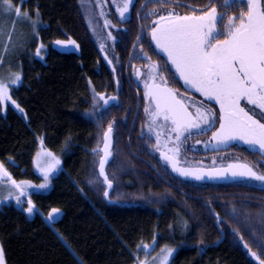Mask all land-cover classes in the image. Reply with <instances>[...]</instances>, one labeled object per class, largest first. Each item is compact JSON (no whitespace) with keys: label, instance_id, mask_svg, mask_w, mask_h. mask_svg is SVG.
<instances>
[{"label":"trees","instance_id":"trees-1","mask_svg":"<svg viewBox=\"0 0 264 264\" xmlns=\"http://www.w3.org/2000/svg\"><path fill=\"white\" fill-rule=\"evenodd\" d=\"M178 1L195 7L209 2L134 0L129 18L117 21L120 29L115 33L113 65L119 81L125 73L120 65L130 63L136 55L160 59L153 44L149 47L151 17L143 19V13L156 3L170 7L182 3ZM21 2L13 0L16 7ZM144 3L148 7L141 9ZM37 9L39 31L34 34L31 21L36 19ZM24 12L31 13L30 19H18L15 11L7 14L0 9V27L13 32L16 42L0 73H22L12 97L23 109L21 112L9 103L6 110H0V162L17 181L38 182L41 179L31 166L38 138L60 157L61 170L52 178L49 190L27 191L45 218L52 209L59 210L58 219L50 224L78 259L83 264H134L140 245L156 238L157 245L176 248L170 264H254L244 244L259 253L256 244L264 243V188L211 183L194 188L143 159L133 143V109L117 107L128 96L123 84L120 95L126 96L124 100L101 109L97 118L88 115L93 111L94 93L113 91L114 83L79 0H23ZM142 31L143 51L137 41ZM56 39L76 41L78 52L51 47ZM7 40V35L0 40V52ZM41 43L43 60L34 56ZM110 123L115 124L114 147L106 174L113 187L106 201L97 175L98 153L89 150L99 147ZM22 199L26 207V198ZM217 216L221 231L215 224ZM0 245L6 264H80L36 211L24 213L12 198L0 207Z\"/></svg>","mask_w":264,"mask_h":264},{"label":"snow or ice","instance_id":"snow-or-ice-1","mask_svg":"<svg viewBox=\"0 0 264 264\" xmlns=\"http://www.w3.org/2000/svg\"><path fill=\"white\" fill-rule=\"evenodd\" d=\"M157 0H148L155 3ZM166 4L169 0H158ZM116 12L121 21L127 19L134 0H113ZM148 3L141 5V9L147 8ZM22 4L16 7L13 0H0V9L7 14L15 11L18 19H30L31 13L22 14ZM172 9L166 14H158L155 10L143 13V19L155 16L149 25L150 44L155 45V54L166 57L164 69L158 63L151 62V56L145 54L149 60L147 65V79L144 81L143 99L145 102L144 113L146 116L145 127L149 137L155 135V150L159 152L163 161L171 167L172 172L185 179L195 181L228 179L241 181L247 186L251 182H259L264 187V173L255 170L253 165L247 163H229L226 167L210 169L180 167L177 157L180 154L182 137L191 136L192 130L196 133H207L217 124V112L213 110L218 106L219 127L212 132V141L217 148L231 146L233 142H242L248 146L250 152L264 158V0H224L222 5H217L214 0L197 10L190 8L189 13L181 14ZM232 9L233 14L227 15V11L220 12L219 8ZM239 9L235 11V9ZM105 27L110 24L106 14ZM141 18L140 12L137 14ZM226 17V21H225ZM40 22V13L37 9L36 19L31 21L34 34H38L37 25ZM91 26V21L89 22ZM7 35L8 40L3 44V52H0V68L7 55L14 51L16 42L13 40L14 33L6 27H0V40ZM109 38L115 40L109 32ZM143 31L137 35V41L141 43L143 51ZM56 46L68 49L71 46L79 48L76 41L56 40ZM44 45H37L35 55L44 59L41 53ZM105 59L108 60L107 55ZM111 63V60H109ZM170 66V67H169ZM166 71L173 80L178 78L183 81L186 91L199 93L208 102H215L213 107H205L203 104L195 107V114L190 110L192 105L181 96L178 98L177 91L168 86V80L162 75ZM140 78L139 71L136 73ZM22 81V73H0V110H6L9 103L23 112L19 104L12 97V92ZM16 86V87H14ZM116 97L106 98L103 94L94 93L93 111L88 113L92 118H97L101 109H106L110 101ZM100 101L103 103L100 104ZM258 110V111H257ZM102 119V117H100ZM114 123H110L103 133V155L99 159V177L103 178V184L107 189L113 187V182L106 174V165L113 156ZM159 129V130H158ZM168 130V141L174 146L165 144L167 151L161 150V137L164 130ZM174 134V140H173ZM144 133H141L143 136ZM95 151V150H94ZM37 170L41 173L44 183L32 185L31 181H17L7 170L5 163L0 162V179L6 180L10 185L8 197L12 198L16 205L21 206L24 213L32 215L35 205L28 193V189L35 187L45 189L48 187L51 174L60 166L61 161L50 151L42 150L36 154L33 160ZM215 164V162H214ZM89 183H93L92 180ZM104 191V196L109 197L110 192ZM6 197L5 199H7ZM27 198V206L23 207L24 199ZM58 209H52L46 220L55 222ZM233 215L236 209H233ZM219 222V221H218ZM264 222V221H262ZM186 226V225H185ZM243 240V237H241ZM264 241V235L261 236ZM253 244L256 241L253 240ZM260 252H253L248 243L244 247L251 256L264 264V243L256 244ZM147 250L151 246L143 245ZM174 249L165 246L161 249L158 257L152 264H170ZM0 264H6L5 251L0 246ZM139 264H148L140 261Z\"/></svg>","mask_w":264,"mask_h":264},{"label":"flooded vegetation","instance_id":"flooded-vegetation-1","mask_svg":"<svg viewBox=\"0 0 264 264\" xmlns=\"http://www.w3.org/2000/svg\"><path fill=\"white\" fill-rule=\"evenodd\" d=\"M178 2L179 3L182 2V3L179 4L180 6L178 8L175 7V11L181 14L189 13L190 8H195L197 10L203 8V7H195L193 5L191 6L186 5L184 1H178ZM223 2L224 0H214V3H216L217 5H222ZM173 5L174 4H172V6L170 7H164V6H159V4L156 3L151 10H155L158 14H166L167 11L172 9ZM238 10H239L238 8L235 9V11ZM219 11L220 12L227 11V15L233 14L232 9H225L224 7H220ZM155 18H156L155 16H152L151 21ZM225 21H226V17H225ZM139 57H144V55H136L135 57H133L130 63H127L125 65H120L123 66L125 69V73H123L124 77L122 80L120 78V81L117 79L115 69H114V73L110 70L112 72V78L114 83L113 91L110 92L102 91L96 93L104 94L105 97L116 96L117 102L110 104L109 106H107L108 108L113 105H117L120 99L124 100L123 98L126 97L124 96V94L120 95L121 84H123L122 85L123 91L124 93H126L125 95L128 96L125 98L126 103L118 105L117 107H129V110L133 109V114L131 119V126L133 128V139H134L133 143L136 150L140 151L141 157L143 159L148 160L149 162L153 161L155 166L161 168L163 171L167 169V171L181 183H188L192 185L194 188H198L201 182L182 179L171 173L167 163L161 159L159 152L155 150V144H156L155 135L152 134L151 137H149L147 133V128L145 127L147 118L144 113L145 102L143 99V94H144V81L145 79H147V73H148L147 65L149 64V60L146 58L142 59ZM165 60L166 57L160 55V59L158 60L151 59V62L158 63L160 68L163 70L165 67L164 65ZM114 63H116V60ZM114 63L111 61L113 68H114L113 65ZM137 71H139L141 74L140 78H138L136 75ZM161 74L164 75L165 78L168 80V86L177 91L178 98L183 96L186 99V102L192 105L190 110L193 112V114H195L196 106H200L201 104H203L205 107H213L215 105L214 101L212 102L206 101L203 97L200 96L199 93H195L194 91H186L183 86V81H179L178 78L176 80H173L168 72L162 71ZM100 104H102L101 101ZM213 110L217 112L216 128H218L219 127L218 106H214ZM216 128H213L211 131H208L207 133H199V134L196 133V130H192L193 134L191 136L187 138L182 137L183 143L181 144L180 154L177 157L180 167L209 169L212 168L213 166H215L216 168H220V167H226L229 163L239 162V163H247L253 165L256 171L264 173V158H261L258 154H254L250 152L248 146L244 145L242 142H233L231 146H227V147L220 146L219 148H217L215 142L212 141L211 139L212 132L215 131ZM142 132L144 133L143 136H141ZM168 134H169L168 130L165 129L161 137L162 151H167V148L164 147L165 144H168L169 147L174 146L171 142L168 141ZM173 140H174V134H173ZM99 146H101V144ZM97 153H98V157H97V164H98L100 153L99 152ZM134 155L138 156L136 153ZM97 164H96V168H97ZM204 183H211V182H204ZM211 184L246 185L241 181L232 180L231 178H228L226 179V181L223 182H215ZM251 187H255L257 189L264 188L260 185L259 182H255V181L251 182ZM57 219L58 217L55 216V220Z\"/></svg>","mask_w":264,"mask_h":264},{"label":"rangeland","instance_id":"rangeland-1","mask_svg":"<svg viewBox=\"0 0 264 264\" xmlns=\"http://www.w3.org/2000/svg\"><path fill=\"white\" fill-rule=\"evenodd\" d=\"M117 2H119V0H117ZM79 3L81 6V9H82V12L84 14L87 27L91 33V36H92L97 48L99 49L100 52H104L108 56V58L111 59V61L114 63L116 60V57L114 56V53H113V46H114L115 40L109 38L108 34H109V32H111L112 36L115 37L116 31L120 29V25L117 23V21H121V19L119 17V14L116 12V7L113 3V0H79ZM130 11H131V8H130ZM101 12H104L106 14L107 19H109V21H110V24L107 27H105V23H104L105 17L101 16ZM129 15H130V12L127 15V19L129 18ZM90 21H91V26L89 24ZM56 40H68V39H56ZM56 40H53L50 42L51 47H53L59 51H63V52H78V49L75 48L74 46H71L68 49H64V48H61L59 46H56L54 43ZM153 46L155 48L154 44H153ZM45 48H46V46H45ZM35 53H36V51H35ZM35 53H34V56L37 57L35 55ZM161 55H163V54H161ZM37 58H39V57H37ZM41 60H43V59H41ZM42 150L49 151L47 148H45L43 146L42 137H39L38 138V149L32 157L31 166H32L33 172L38 177H40L41 180L38 182H35L32 180H20V181H31L32 185H39V184L45 182L43 179V176L37 170L35 164L33 163V160L36 157V154L38 152H41ZM53 154H55V153H53ZM56 156H57V158L60 159V157L58 155H56ZM60 161H61V159H60ZM60 170H61V164L57 168V170L51 174V178H50V181L48 182L47 188L39 189V188L32 187V188H29V190L35 191V192H47L51 186L52 178L54 176H56ZM9 190H10V185L6 182V180L0 179V207L10 203L11 198L8 197ZM6 197H8V198L5 199ZM58 215H59V213L56 216H58ZM145 244L150 245L151 247L149 249L145 250L143 247V245H145ZM165 246L174 249V252H175L176 248L168 246L164 243L157 245L156 238H153L149 242L142 243L140 245V249H141L140 255L134 264H139L140 261H147L148 264H152L154 258L158 257L161 249L164 248ZM244 249H245L247 256L254 262V264H259V261L254 259L251 256L248 249H246V248H244ZM171 258H170V261H171ZM156 264H159L158 260L156 261Z\"/></svg>","mask_w":264,"mask_h":264},{"label":"water","instance_id":"water-1","mask_svg":"<svg viewBox=\"0 0 264 264\" xmlns=\"http://www.w3.org/2000/svg\"><path fill=\"white\" fill-rule=\"evenodd\" d=\"M100 55H101V57H102V59H103V61L105 62V64L108 66V68L114 73V68H113V66H112V64L111 63H109V58H108V60H106L105 59V56H106V54L104 53V52H100ZM163 56V55H162ZM108 57V56H107ZM104 95V94H103ZM105 96V95H104ZM108 97H113V96H108ZM108 97H106V98H108ZM116 97V96H115ZM102 102V101H101ZM117 102V98H116V100H114V101H110V104H112V103H116ZM103 103V102H102ZM109 104V105H110ZM107 130V129H106ZM105 130V131H106ZM103 148V135H102V143H101V146H99V147H97V148H95V149H93V150H89L91 153H94V152H99L100 153V157L103 155V152L101 151V149ZM95 150V151H94ZM100 157H99V159H100ZM107 166V165H106ZM169 169H170V171H171V173L172 174H174V175H176V176H178V177H180L177 173H174V172H172V170H171V167L169 166ZM203 169H205V170H207V168H203ZM210 169V168H209ZM97 175H98V177H99V161H98V164H97ZM101 180H102V182H103V178L102 177H99ZM180 178H182V179H185V178H183V177H180ZM186 180H191V181H195V180H193V179H191V178H187ZM223 181H226V179H218V180H208V179H205V180H203V181H199V182H201V183H204V182H211V183H215V182H223ZM105 186V189H104V191L107 189V186L106 185H104ZM112 189V188H111ZM111 189H107L109 192L111 191ZM103 196H104V193H103ZM27 199V198H26ZM104 199L106 200V201H109V197H105L104 196ZM35 211L45 220V222L48 224V226L51 228V230H53V232L59 237V239L65 244V246L67 247V249L73 254V256L77 259V261L80 263V264H83L79 259H78V257L74 254V252L70 249V247L66 244V242L63 240V238L58 234V232L54 229V227L51 225V224H49V222L45 219V216L38 210V208L35 206ZM219 217L217 216L216 217V222H215V224H216V227H217V229L219 230V231H221L220 230V227H219ZM221 239H223V234H222V232H221ZM1 246V245H0Z\"/></svg>","mask_w":264,"mask_h":264}]
</instances>
